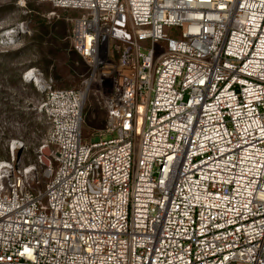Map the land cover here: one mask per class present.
<instances>
[{"label": "built area", "instance_id": "1", "mask_svg": "<svg viewBox=\"0 0 264 264\" xmlns=\"http://www.w3.org/2000/svg\"><path fill=\"white\" fill-rule=\"evenodd\" d=\"M39 1L88 71L24 74L49 129L0 159V264H264V0Z\"/></svg>", "mask_w": 264, "mask_h": 264}, {"label": "rangeland", "instance_id": "2", "mask_svg": "<svg viewBox=\"0 0 264 264\" xmlns=\"http://www.w3.org/2000/svg\"><path fill=\"white\" fill-rule=\"evenodd\" d=\"M80 14L39 0H0V159H8L11 142L20 141L24 148L15 151L16 157L34 162L49 129L37 106L45 95L24 80L25 73L37 68L55 88L67 89L78 86L79 76L88 71L78 54H72L70 40L69 19ZM18 25L19 34L6 37ZM166 32L172 36L169 29ZM106 121V112L91 96L84 110V138L91 142L102 138Z\"/></svg>", "mask_w": 264, "mask_h": 264}, {"label": "trees", "instance_id": "3", "mask_svg": "<svg viewBox=\"0 0 264 264\" xmlns=\"http://www.w3.org/2000/svg\"><path fill=\"white\" fill-rule=\"evenodd\" d=\"M76 53H77V52H75V51H74V52H72V54H73V55H75ZM77 54H78V53H77ZM78 57H79V59L82 61V59H81V57H80V55H79V54H78Z\"/></svg>", "mask_w": 264, "mask_h": 264}, {"label": "bare ground", "instance_id": "4", "mask_svg": "<svg viewBox=\"0 0 264 264\" xmlns=\"http://www.w3.org/2000/svg\"><path fill=\"white\" fill-rule=\"evenodd\" d=\"M39 82H40V80L38 78H36V83H39Z\"/></svg>", "mask_w": 264, "mask_h": 264}]
</instances>
